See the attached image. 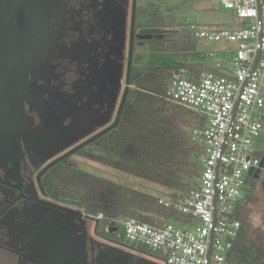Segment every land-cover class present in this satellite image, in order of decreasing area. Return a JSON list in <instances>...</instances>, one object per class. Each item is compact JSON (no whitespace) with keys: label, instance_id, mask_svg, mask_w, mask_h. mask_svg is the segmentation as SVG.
I'll return each mask as SVG.
<instances>
[{"label":"built area","instance_id":"built-area-1","mask_svg":"<svg viewBox=\"0 0 264 264\" xmlns=\"http://www.w3.org/2000/svg\"><path fill=\"white\" fill-rule=\"evenodd\" d=\"M205 1L221 2L241 21L233 27L189 25L192 37L235 48L225 51L228 57L213 51L212 70L197 79L175 72L163 94L203 117V124L190 132L204 149L200 177L189 192L159 199L187 219L155 225L121 218L110 223L121 227L130 244L160 252L155 258L162 264H226L242 227L239 206L249 193V172L260 167L264 154L258 142L264 131V0ZM82 213L92 226L105 219L103 213Z\"/></svg>","mask_w":264,"mask_h":264},{"label":"flooded vegetation","instance_id":"flooded-vegetation-1","mask_svg":"<svg viewBox=\"0 0 264 264\" xmlns=\"http://www.w3.org/2000/svg\"><path fill=\"white\" fill-rule=\"evenodd\" d=\"M58 1L52 12L47 11V16L55 15V28L58 31L62 24V18L65 19V27L62 37L58 42L56 41L55 53L57 57L53 69V81L51 82L52 76H50L51 84L46 85L47 90L42 93L38 92V94L40 96L50 94L52 97H56L57 100L49 102L58 108L65 106L68 96L73 94L78 97V109L83 108L86 102L94 104V111L99 108L103 111L114 108L110 122L81 140L83 141L111 124L116 117L126 87L133 15L134 40L130 88L135 87L132 82V70L138 66L135 63L137 49L145 46L153 34L144 39L138 37L141 34V29L149 27L143 24V20L147 17L144 16L146 11L144 0ZM10 3L14 7L12 10L8 9ZM0 7L5 8L0 11V264H40L35 262L36 257L29 251L30 237L35 227L32 223L38 218L37 213H39L37 210L62 214L64 210L51 204L67 206L49 198L43 184L45 175L54 165L42 175L40 174L47 164L79 142L51 158H44L46 152L36 155L32 150L35 147L36 131H44L40 135L44 141L48 137L46 136L47 128L56 130L54 126L53 128L47 126L43 115L40 112L37 113L35 109L37 76L34 72V64H31L33 58L31 54H28V57L30 56L28 59L21 57L23 52L20 50L24 45L20 41L25 40L26 30L30 41L29 28H33L34 23L29 19L20 20L21 12L17 10L18 0H0ZM22 14L26 13L22 12ZM122 17H124L126 40L123 55V76L117 100H114L113 87L110 86L107 88V93H104L105 96L100 98L101 92L98 85L93 86L95 95L91 96V99L87 89L91 71H94L92 70L93 64H81L78 52L83 45L92 48H99L103 45L105 51L100 53L97 51L98 58L108 61L110 65L113 35L115 29H119ZM51 25L50 21V27ZM117 25L118 27H116ZM20 31H22L21 36L19 35ZM105 54L107 58L104 57ZM20 65L28 66L27 73L19 74ZM61 118V111L54 116L53 125H58L59 130L63 129L67 123L66 114L63 123L60 121ZM63 142H66L65 136L59 139L55 147ZM74 154L68 157L71 158ZM248 184L251 188L249 190L252 194L251 202H256L258 199L264 202V168L260 169L256 177L250 176ZM247 214L248 209H243L242 228L254 241V251L253 257L242 264H264V228L256 230L259 234L255 239L251 237L248 232L249 225L245 221L248 219ZM103 240L109 241L105 238Z\"/></svg>","mask_w":264,"mask_h":264},{"label":"trees","instance_id":"trees-1","mask_svg":"<svg viewBox=\"0 0 264 264\" xmlns=\"http://www.w3.org/2000/svg\"><path fill=\"white\" fill-rule=\"evenodd\" d=\"M156 1L145 2L144 16L147 17L143 24L168 30L153 34L147 40L150 50L154 54L169 56L196 52L198 39L186 30L169 28L164 25L160 15H154L158 7ZM211 70L199 61L186 60L181 63L176 58L134 67L132 82L135 87L128 92L119 123L77 153L156 183L169 191L171 199L189 192L201 175L204 152L203 147L191 139L190 132L203 124V117L166 100L163 94L175 72L187 73L190 78L197 79L200 73ZM43 184L52 200L89 214L103 213L105 219L98 221L93 230L96 237L128 246L143 254L151 253L154 257H160V252L130 244L125 240L121 227L117 225L115 230L110 225L111 221L136 218L156 225L187 219L181 212L160 203V197L82 169L70 157L54 165L45 175ZM251 200L252 194L249 192L247 201L239 206L238 216L241 220L242 210ZM160 219L162 221L158 223ZM253 248L254 241L241 227L227 254L226 264L248 262L253 257Z\"/></svg>","mask_w":264,"mask_h":264},{"label":"water","instance_id":"water-1","mask_svg":"<svg viewBox=\"0 0 264 264\" xmlns=\"http://www.w3.org/2000/svg\"><path fill=\"white\" fill-rule=\"evenodd\" d=\"M58 0H18V9L20 20L29 19L33 21V28H29L30 41L28 40V31L25 32V40L20 41L24 46L21 48L23 58L28 59V54H31L34 64V72H36V96L35 109L40 112L46 120L47 126H53L56 130L47 128V140H42L40 135L44 131H36L35 147L32 148L36 155L45 153L44 158H51L60 151L72 146H75L64 152L58 158L47 164L41 171L42 175L48 168L52 167L62 159L74 154L82 149L98 137L102 136L110 129L117 126L120 121L127 93L131 86L130 72L132 68L133 57V40H134V15L132 19L131 40L129 46V63L127 69L126 87L123 92L121 102L119 104L114 121L96 132L89 138L81 141L85 137L91 135L98 128L110 122L113 114V109L103 111L101 108L93 110V103L86 102L83 108L78 109V97L73 94L68 96L66 105L58 108L50 104L49 101L57 100L56 97L47 94L40 96L38 94L47 90L46 85L51 84L54 75L53 69L55 64V47L62 37L65 27V19L62 18V24L59 26V31L55 28V15L47 16V11L51 12L55 9ZM8 9H14L10 3ZM5 8L0 7V11ZM25 12L26 14H22ZM50 21L52 23L50 27ZM119 25V24H118ZM118 25L116 27H118ZM121 25V26H120ZM119 25V29H115L112 39V51L110 53V65L108 61L98 58V52L105 51L104 46L92 48L88 45L81 46L78 56L81 64H93L91 71L90 83L87 91L91 96L95 95L93 86L98 85L100 88V98L105 96L107 88L113 87V98L117 100L121 78L123 76V55L125 49L126 35L124 32V17ZM166 29L159 27H147L141 29L139 38H148L151 34L166 32ZM22 31L19 32L21 36ZM57 41V42H56ZM107 58L106 54L104 55ZM97 60H96V59ZM115 62L114 64L112 62ZM28 66L20 65L19 74L27 73ZM44 76V77H42ZM50 76L51 82H50ZM45 78V79H44ZM79 96V95H78ZM92 99V98H91ZM62 113L60 121L63 123L66 114V126L59 130L58 125H53L55 114ZM97 121V122H96ZM96 123V124H95ZM51 124V125H50ZM65 136L66 142H63L58 147H55L59 139ZM81 141V142H80ZM54 148V149H53ZM50 150V151H49ZM261 168H264V154L262 156L260 167L255 171L250 170L249 174L256 177ZM254 171V172H253ZM41 177L39 180L41 182ZM56 208H61L64 213L56 212L48 213L43 210H37L38 218L33 220L34 229L29 242V251L36 257L35 262L40 264H158L151 253L141 254L128 246L118 245L109 241L99 239L93 235L92 224L88 218L83 217L81 210L61 206L55 203L51 204ZM50 211V210H49ZM97 223L94 225V228Z\"/></svg>","mask_w":264,"mask_h":264},{"label":"rangeland","instance_id":"rangeland-1","mask_svg":"<svg viewBox=\"0 0 264 264\" xmlns=\"http://www.w3.org/2000/svg\"><path fill=\"white\" fill-rule=\"evenodd\" d=\"M146 1L148 0H144L143 2ZM156 5L158 7L154 15H160L161 20L163 19L164 25L168 26L169 28L173 27L174 29L181 31L186 30L188 33H190L188 31V26L193 23L225 24L233 27L237 26L241 21L237 17L235 10L226 8L219 1L157 0ZM170 22H174V24H171ZM230 48H235V44L203 39L198 41V50L196 52L178 53L175 56H169L167 54H154L146 43L145 46L139 47L137 49V57L135 63L138 66H148L154 64L155 62L159 63L168 61V59L170 60L172 58H176L181 63L186 60H194L199 61L207 65L208 67H211L215 62V58L211 55V53L213 51H216L221 55H224L226 54L225 51ZM226 56L228 57L227 54ZM258 142L261 146L264 144V131L261 133L260 137H258ZM71 159L80 168L95 173L99 176L122 183L134 189L158 196L160 198H169V191H167V189H165L164 187L148 180L121 172L113 167L101 164L97 161L91 160L82 153L74 154ZM247 188L248 190L251 189L249 187V184ZM246 208L248 209V219L245 221L249 225L248 232L249 235L255 239L259 234L256 232V230L261 229V227L264 228V202L258 199L256 202L253 201L249 203L244 209ZM161 221V219L158 220V223H160ZM242 221H244V218H242ZM93 230L94 226H92V231ZM154 259L157 260L156 258ZM157 263L162 264L161 261H157Z\"/></svg>","mask_w":264,"mask_h":264},{"label":"crops","instance_id":"crops-1","mask_svg":"<svg viewBox=\"0 0 264 264\" xmlns=\"http://www.w3.org/2000/svg\"><path fill=\"white\" fill-rule=\"evenodd\" d=\"M210 68L212 69V66ZM185 74H187V73H185Z\"/></svg>","mask_w":264,"mask_h":264}]
</instances>
